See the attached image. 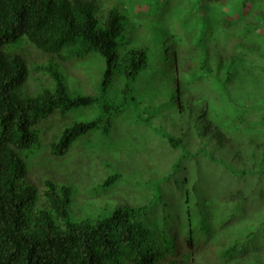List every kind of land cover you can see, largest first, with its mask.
Instances as JSON below:
<instances>
[{
  "label": "rangeland",
  "instance_id": "rangeland-1",
  "mask_svg": "<svg viewBox=\"0 0 264 264\" xmlns=\"http://www.w3.org/2000/svg\"><path fill=\"white\" fill-rule=\"evenodd\" d=\"M89 1L99 24L112 8L126 16L119 55L141 48L147 68L125 89L113 74L108 96L125 97L126 107L112 115L108 133H88L65 156L51 155L48 143L99 108L40 124L41 148L23 158L27 175L70 186L74 221L140 208L157 264H264V0ZM16 51L29 68L26 92L35 94L47 80L33 66L48 56L27 43ZM231 64L238 70L231 66L227 82L223 68ZM58 69L70 90L95 95L104 61L92 53ZM114 174L117 182L101 186ZM228 248L233 256L225 259Z\"/></svg>",
  "mask_w": 264,
  "mask_h": 264
},
{
  "label": "trees",
  "instance_id": "trees-1",
  "mask_svg": "<svg viewBox=\"0 0 264 264\" xmlns=\"http://www.w3.org/2000/svg\"><path fill=\"white\" fill-rule=\"evenodd\" d=\"M94 8L89 0H0V264H157L159 260L140 208L120 205L109 216L74 221L69 213L72 188L52 179L34 182L23 160L41 148L40 124L53 116L63 119L81 107L96 105L101 114L62 126L47 145L51 155L65 156L75 141L92 131L108 133L112 115L127 105L125 97L115 103L108 96L113 74L123 78L125 89L147 68L148 56L141 48L119 55L126 16L112 8L99 24ZM23 43L48 56L45 64L33 66L47 80L35 94L26 92L29 68L16 51ZM92 53L104 61L98 93L70 90L58 65ZM231 66L236 67L223 68L227 82L234 76ZM222 67L220 62L218 68ZM161 136L171 147L180 145L170 135ZM217 139L220 142L223 136L218 133ZM119 179V174L111 175L101 186ZM232 252L228 248L220 255L230 259Z\"/></svg>",
  "mask_w": 264,
  "mask_h": 264
},
{
  "label": "clouds",
  "instance_id": "clouds-1",
  "mask_svg": "<svg viewBox=\"0 0 264 264\" xmlns=\"http://www.w3.org/2000/svg\"><path fill=\"white\" fill-rule=\"evenodd\" d=\"M164 138V137H163ZM175 139H177V140H179L180 141V138H175ZM167 141V140H166ZM169 144V143H168ZM181 141H180V145L179 146H177V147H180L181 146ZM170 145V144H169ZM177 147H175V148H177ZM172 148H174V147H172Z\"/></svg>",
  "mask_w": 264,
  "mask_h": 264
}]
</instances>
